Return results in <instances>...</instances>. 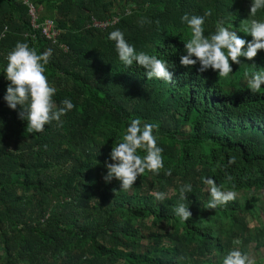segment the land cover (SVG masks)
<instances>
[{"label":"trees","instance_id":"16d2710c","mask_svg":"<svg viewBox=\"0 0 264 264\" xmlns=\"http://www.w3.org/2000/svg\"><path fill=\"white\" fill-rule=\"evenodd\" d=\"M29 1L37 25L52 20L61 34L54 42L35 27L23 0H0V264H222L233 241H251L250 225L264 239V85L253 94L244 81L246 70L264 71V51L254 61L241 58L227 78L179 60L191 38L184 14L211 11L205 36L222 19L251 40L240 25L264 20V9L249 17L251 0ZM116 29L137 52L166 61L173 82L126 68L107 39ZM18 41L38 54L52 49L45 75L57 90L53 100L75 105L62 126L30 134L20 106L12 110L3 100L7 55ZM136 118L159 125L164 168L159 175L146 170L125 192L119 181L103 180L105 161ZM206 177L236 191V201L207 209ZM188 183L192 191L180 201ZM181 202L192 213L183 224L173 212Z\"/></svg>","mask_w":264,"mask_h":264},{"label":"clouds","instance_id":"9594fccd","mask_svg":"<svg viewBox=\"0 0 264 264\" xmlns=\"http://www.w3.org/2000/svg\"><path fill=\"white\" fill-rule=\"evenodd\" d=\"M261 9H264V0H251L248 16L256 17ZM211 15L209 11L203 16H189L186 13L181 17L182 23H186L191 29V38L184 43L185 54L179 58L180 65L189 69L199 65L197 68L199 73L211 70L216 72L218 77L227 78L233 73V64L244 63L241 58L254 61L258 53L264 51V20L251 18L241 23L240 32L250 35L251 40H246L238 35L237 31L224 27L225 21L222 19L216 21L215 32L205 36V18ZM116 22L117 20L113 21V24ZM143 23L144 21H141L142 26ZM104 26L107 27V24ZM107 39L115 42L118 58L126 68L135 65L145 71L148 79L156 78L167 83L173 82V73L168 70L166 61L143 51L137 52L119 29L111 31ZM51 56L50 48L38 54L36 48L30 47L29 43L19 41L7 55L8 63L4 69V76L9 83L3 100L12 110L20 106L18 118L27 122L26 127L30 134L43 132L45 126L53 122H56L57 126H62L61 118L75 107L70 99L61 101L60 106H57L53 100L57 90L50 86L45 75ZM244 77L253 94L258 93L264 85V71L246 70ZM158 127V124L142 123L140 118L132 119L128 123L122 142L112 145L109 153L111 162L105 161L107 170L106 175L103 176L105 183L115 179L120 182V190L128 192L146 170L153 175L160 174L161 169L164 168V161L161 155L163 148L157 145V136L154 135V129ZM138 150H143L146 155H139ZM235 163L236 157L230 156L228 164ZM164 174L171 176L172 170L168 169ZM225 178L229 182L233 180V177L227 173ZM202 182L208 185L206 190L210 198L206 205L207 209L215 210L226 206L229 202H235L238 197L236 191L223 190V185H217L211 177L202 178ZM191 191L190 183L181 186L180 201L188 199L187 193ZM153 195L160 202L166 199L164 192H154ZM173 212L179 217L181 224L192 218L189 207L182 202L173 208ZM233 243L241 242L236 240ZM222 264H256V261L247 252L233 248L223 257Z\"/></svg>","mask_w":264,"mask_h":264},{"label":"rangeland","instance_id":"374dc122","mask_svg":"<svg viewBox=\"0 0 264 264\" xmlns=\"http://www.w3.org/2000/svg\"><path fill=\"white\" fill-rule=\"evenodd\" d=\"M95 23H98V22L93 20L94 26H95ZM104 25L105 23L103 24V26ZM244 81L245 83H247L246 78L244 79ZM257 195L258 194L252 192L250 193L248 198L250 200H254L255 196ZM247 235H251V241L247 243L245 238L243 239L240 238L238 241H240L241 243L236 244L235 248H239L242 252H247L252 258L255 259L256 264H264V239L263 237L257 236L256 232L254 231L253 225H250L249 229L247 230ZM224 241L226 242L227 240L224 239ZM187 264H188V261H187Z\"/></svg>","mask_w":264,"mask_h":264},{"label":"built area","instance_id":"2783aa9c","mask_svg":"<svg viewBox=\"0 0 264 264\" xmlns=\"http://www.w3.org/2000/svg\"><path fill=\"white\" fill-rule=\"evenodd\" d=\"M23 1H24L25 5H27L30 9L29 13L32 17V22L35 25V27L43 28L45 35L48 38H51L54 42H56L58 36L61 34V31L57 29L54 22L52 20H48V21H45L43 23L44 24L43 26L37 25L38 14H37L35 7L32 5V2H30L29 0H23ZM95 25H96V27H100V28H104V29L106 28V26H103V25H98V24H95Z\"/></svg>","mask_w":264,"mask_h":264}]
</instances>
